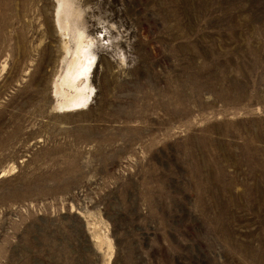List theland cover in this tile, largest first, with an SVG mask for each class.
<instances>
[{"label":"rangeland","instance_id":"1","mask_svg":"<svg viewBox=\"0 0 264 264\" xmlns=\"http://www.w3.org/2000/svg\"><path fill=\"white\" fill-rule=\"evenodd\" d=\"M0 264H264V0H0Z\"/></svg>","mask_w":264,"mask_h":264},{"label":"bare ground","instance_id":"2","mask_svg":"<svg viewBox=\"0 0 264 264\" xmlns=\"http://www.w3.org/2000/svg\"><path fill=\"white\" fill-rule=\"evenodd\" d=\"M62 13H64L65 15L67 14V11H65L64 9V5L61 9V14ZM66 22L67 25H70V19L67 15H66ZM68 30L69 29L67 28L66 31L68 32ZM84 39H85L84 34L80 30H77L75 36L76 47L75 50L73 51V55H72L73 58L72 60L70 59V62L68 63V67L64 75L60 76L61 77L59 80L60 83L57 86L58 91L57 92L55 91L60 96L61 95L63 96L62 100L65 101L64 103L65 107L77 108L73 110L81 109L79 108L80 106L82 105L85 106L86 104H88L90 98L93 95V91L88 82L83 86L78 84V80H80L81 78L87 75L90 67H92V64L95 61L94 59V61L92 62L93 59H91L90 61L89 58H87L88 53L86 54L87 51L85 49L86 39L85 40Z\"/></svg>","mask_w":264,"mask_h":264}]
</instances>
